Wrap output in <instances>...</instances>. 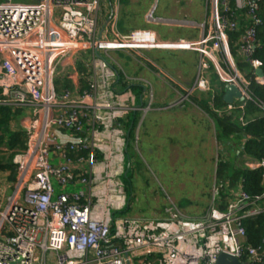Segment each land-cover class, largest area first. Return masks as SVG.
<instances>
[{"label": "built area", "instance_id": "2783aa9c", "mask_svg": "<svg viewBox=\"0 0 264 264\" xmlns=\"http://www.w3.org/2000/svg\"><path fill=\"white\" fill-rule=\"evenodd\" d=\"M263 1L205 0L200 37L169 41L145 29L119 33L114 11L100 23L102 0L0 2V103L22 107L26 118L25 147L13 158L16 178L0 191V264H215L221 254L261 262L264 252L246 243L243 221L264 213V190L249 195L220 180L202 217L118 215L127 206L124 123L147 110L152 95L145 79L126 76L110 53L137 56L146 67L145 51H197L193 89L210 91L211 72L256 101L248 74L261 69L253 52ZM235 32L248 69H238L230 50ZM56 78L71 87L56 90ZM255 82L264 85V74ZM237 103L213 109L230 113L242 109ZM244 168L262 169L264 177V156Z\"/></svg>", "mask_w": 264, "mask_h": 264}, {"label": "rangeland", "instance_id": "374dc122", "mask_svg": "<svg viewBox=\"0 0 264 264\" xmlns=\"http://www.w3.org/2000/svg\"><path fill=\"white\" fill-rule=\"evenodd\" d=\"M2 1L4 0H0ZM180 1L121 0L125 5L123 12H126V15L120 18L117 29L121 32L120 29L125 27V21L128 22L127 25L139 26L144 10L150 7L147 22L153 27L157 24L155 28L164 39L173 40L181 37L180 39L196 40L201 35L199 25L206 23L208 19L205 0ZM190 3L191 15L195 17L196 22L185 18H180L181 20L171 18L174 13L187 8ZM172 21L180 23V27L178 24L173 25ZM190 24L195 25L194 29L197 30L195 38L186 35L189 33L196 35L195 30L183 29L190 28L192 26ZM167 25L172 27L168 28ZM174 26L183 30H178ZM144 54L156 63V68L153 66L144 69L143 59L139 60L137 56L123 51L110 53V57L119 64L126 76L143 79V83L145 79L152 95V102L147 110L136 112L135 119L134 115L128 117L134 122V127L129 137L123 165L127 176H121L127 206L118 215L147 219H168L172 216L202 217L210 205L213 187L220 181L215 174L219 160L222 153L227 151L216 141L212 118L208 119L207 112L190 99L194 95L201 99L207 93L205 90L192 88L199 67V54L197 51L182 48L151 50L145 51ZM78 55L89 57L90 52L80 51ZM177 65L181 66L189 78L193 76L188 86L172 73ZM158 70L170 79V83L162 85L160 78L155 75ZM210 75L211 72L208 73L209 78ZM211 79L213 80L212 84L210 82V92H214L218 82L213 77ZM133 92L138 95L139 88H134ZM144 102L147 104L146 99ZM137 103L139 104V100ZM4 175L0 177L1 183L4 182ZM5 187L6 183L0 189L2 193ZM10 192L11 190L6 189L5 195H9Z\"/></svg>", "mask_w": 264, "mask_h": 264}, {"label": "trees", "instance_id": "16d2710c", "mask_svg": "<svg viewBox=\"0 0 264 264\" xmlns=\"http://www.w3.org/2000/svg\"><path fill=\"white\" fill-rule=\"evenodd\" d=\"M258 16L261 19V24L257 26V45L253 57L260 62V68L264 74V1L260 4ZM238 36L239 33L237 32L229 33L230 50L235 56L238 69L244 70L248 69L249 65L237 55V47L234 46V42ZM256 76H258L257 73L249 71L248 77L252 80L250 90L256 101L244 100L239 102L237 104L241 105L242 109L238 107L230 113H216L214 111V109H224L226 103L221 98L223 83L213 73L210 77L218 82L215 91H206L207 93L201 99L197 95L190 97L212 118L216 141L227 151L222 153V158L219 160L215 172L217 179L225 182L228 190L241 184L244 191L249 195L258 194L264 190L263 170L244 168L246 160L260 159L264 156V110L258 105V102L264 104V85L255 82ZM211 78L212 84L213 79ZM55 86L56 90L59 91L63 88H70L71 83L69 80L62 81L60 78H56ZM23 113L22 107L0 103V177L5 174L3 183L15 180L16 166L13 158L17 152L25 147L26 132L20 124ZM135 114L136 112L129 114L127 119L130 115H134L133 118L135 119ZM240 117L245 123L244 125L240 123ZM124 124L128 130L129 139L134 122L128 119ZM241 145H243V149L239 150ZM0 184L2 183L0 182ZM243 225L246 232V243L254 248L259 247L264 252V213L245 219ZM242 262L264 264V257L261 262H251L247 256H244Z\"/></svg>", "mask_w": 264, "mask_h": 264}, {"label": "crops", "instance_id": "0c3cea01", "mask_svg": "<svg viewBox=\"0 0 264 264\" xmlns=\"http://www.w3.org/2000/svg\"><path fill=\"white\" fill-rule=\"evenodd\" d=\"M112 1H115V0H102V13H103L102 15H103V17H102L100 23H106V20H108V14H110L112 11H114V19L112 21H114L116 30L119 32L117 27L119 25L120 18L123 17L124 15H126V12L125 13L123 12L125 5L122 4L121 0H117L116 3L115 2L112 3ZM131 1H133V0H131ZM178 1H180V0H178ZM191 4L192 3H190L187 8H183L182 10H180L178 13H174L171 18L173 20H181L180 18H185V19H187L189 21L196 22L195 17L191 15V13H192V10L190 8ZM152 9L153 8H151V10ZM149 10H150V7H148L147 9L144 10V12L142 14V23L139 26L134 27V26H131V25H127L128 22L125 21V27H122V29H120L121 32H119V33L125 34V33H128L129 31H132V30L145 29V30L153 31L155 33V35L161 40H168V39H164V36L155 28L157 24H155L154 27H153V25L151 23H148L149 20L147 19V14L150 12ZM188 14L190 15L189 17H185L184 16V15H188ZM162 23H165V22H162ZM171 23L173 25L174 24H178V27H180L179 26L180 23L173 22V21ZM171 23L167 22V24H171ZM190 25H192V26H190V28L187 27V28H183V29H192L193 31L195 30L196 31V35L194 33L186 34L189 37L192 36V38H195L197 36V34H198L197 30L194 29L195 25H193V24H190ZM167 27L171 28L172 26L167 25ZM175 28L178 29V30H183L182 28H177V27H175ZM179 38H181V37H179ZM179 38H176V39H173V40H177ZM148 60L150 61L151 64H148L146 67L144 66V69H147L148 67L150 68V67L156 66L155 65L156 63L154 61H152L149 58H148ZM174 69L175 70L172 71V73L174 74L175 77L179 78V80H181L184 85L188 86V84H190L192 82L193 76H191L190 77L191 79H190L189 76L185 74V72L183 71V69L181 68L180 65L175 66ZM155 75H156V77L160 78L162 85L164 83H167V84L170 83V79H168L167 77H160L158 74H155ZM175 91H177V90H175ZM207 117L209 119V115ZM25 120H26L25 117H23V118L21 117L20 118V124L25 123Z\"/></svg>", "mask_w": 264, "mask_h": 264}, {"label": "water", "instance_id": "95a60500", "mask_svg": "<svg viewBox=\"0 0 264 264\" xmlns=\"http://www.w3.org/2000/svg\"><path fill=\"white\" fill-rule=\"evenodd\" d=\"M256 73L260 76L263 75L261 69H258ZM221 98L226 104H230L234 100L242 102L245 99L243 94L234 84H223ZM215 264H246V263L236 258H228L225 254H221L218 256Z\"/></svg>", "mask_w": 264, "mask_h": 264}]
</instances>
